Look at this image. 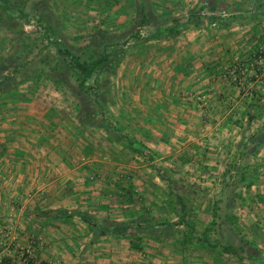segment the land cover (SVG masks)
Listing matches in <instances>:
<instances>
[{
    "label": "crops",
    "instance_id": "0c3cea01",
    "mask_svg": "<svg viewBox=\"0 0 264 264\" xmlns=\"http://www.w3.org/2000/svg\"><path fill=\"white\" fill-rule=\"evenodd\" d=\"M135 1L150 17L144 28L164 31L170 41L127 50L111 76L110 107L99 108L95 123L76 122L75 112H67V122L57 113L46 123L45 111L36 108H0V264L259 262L203 247L191 253L188 242L172 235L184 224L178 198L189 193L171 182L196 176L181 173L179 152L210 143L224 130L218 125L226 114L218 104L226 94L207 93L209 104L201 110L192 89L214 81L224 54L232 53L221 40L226 30L213 29L201 44L202 28H182L187 15L173 13L169 22L155 6L162 0ZM222 114L213 123L201 117ZM16 245H31L26 262L13 252Z\"/></svg>",
    "mask_w": 264,
    "mask_h": 264
},
{
    "label": "rangeland",
    "instance_id": "374dc122",
    "mask_svg": "<svg viewBox=\"0 0 264 264\" xmlns=\"http://www.w3.org/2000/svg\"><path fill=\"white\" fill-rule=\"evenodd\" d=\"M188 1L190 6L185 0H162L155 6L164 11L169 22L177 17L173 13L187 15L182 28H202L203 37L198 36L203 39L201 44L208 42L213 29L226 30L221 40L232 46V53L224 54L226 62L215 71L214 81L192 89L198 91L200 99L193 103L201 110L209 104L203 98L207 93L226 94L218 104V110L226 114L218 125L224 130H219L218 138L210 143L179 152L181 173L196 176L171 182L174 189L189 193L181 194L184 224L174 228L172 235L185 239L187 232L192 233V243L188 242L191 253L203 247L218 256H230L236 250V255L258 257V263H264V0ZM2 6L0 108H14L15 103L36 108L40 113L45 111L42 117L46 123L57 113L58 120L67 122V112H75L76 122L92 125L96 115L100 119L99 108L110 107V98L102 94L106 92L109 97L116 68L112 73L109 63L99 68L98 84L92 73L84 81L86 91L73 74L75 57L81 61L106 52L111 54L107 59L113 65V60L118 64L127 58L131 46L141 49L151 42L170 41L164 31L154 35L144 28L150 17L140 11L141 4L135 0H8ZM213 10L217 14H212ZM71 89L78 90L82 98L88 94L84 111ZM252 101L259 105L252 111L261 116L249 120L246 112L254 109H250ZM201 117L205 121L214 119L213 123L223 114L218 118ZM245 261L240 264L250 263ZM232 264H238L236 258H232Z\"/></svg>",
    "mask_w": 264,
    "mask_h": 264
},
{
    "label": "trees",
    "instance_id": "16d2710c",
    "mask_svg": "<svg viewBox=\"0 0 264 264\" xmlns=\"http://www.w3.org/2000/svg\"><path fill=\"white\" fill-rule=\"evenodd\" d=\"M7 1L8 0H0V4L1 5H3L2 6V8L4 7V5L7 3ZM140 11L144 14V8H143V6H141L140 7ZM8 18L10 19V15H8V17H7V20H8ZM189 18H190V16H189ZM6 25H7V27L8 28H10V25L6 22L5 23ZM110 55L111 54H107L106 52H103L102 53V55H99L97 58H92L91 57V55H88L87 56V58L86 59H83V60H79V57H75V63H74V65H71V66H73V74L74 75H76L78 78H79V86H80V88H82V89H87V87H85L84 85H85V80L92 74V73H94L95 72V80H96V84H98L99 83V74L101 73L100 71H99V68H103V66L105 65V64H108L109 63V72H110V70H111V73L112 72H114V70H115V66H116V64H117V61H114L113 60V65L111 64V59H109V61H108V59L107 58H110ZM105 60V61H104ZM110 65H111V67H110ZM105 66H107V65H105ZM113 66V67H112ZM99 71V72H98ZM62 82H65L66 83V81H62ZM71 91L73 92V94H74V96L78 99V102H79V105H81V108H83V109H81V110H83L84 111V104H85V102H86V100H89V96H88V94H87V97H84V98H82V96L80 95V93L78 92V90L77 91H75L74 92V89L72 90L71 89ZM87 91V90H86ZM87 93V92H86ZM104 94V93H103ZM102 94V96H106V94H108V93H106L105 92V94L103 95ZM97 99V98H96ZM254 101H252L251 102V104H250V109L251 108H254V109H251V111L250 110H248L246 113H247V116H248V119L249 120H253V119H256L258 116L260 117L261 115L258 113V115L255 113V112H253L252 110H256V108H258L259 107V105L257 104V103H253ZM263 106V105H262ZM261 106V107H262ZM251 183L249 182L248 183V185H250ZM179 199V202H181V209H182V212H181V216H182V218H181V220H184V215H183V213H184V211H185V205L183 204V202L182 201H180V199L181 198H178ZM188 226H189V224H188ZM191 229H192V227H191ZM191 237H193V235H192V233H190V232H187L186 233V235H185V239H183V242H185V243H187V242H190V243H192L191 241H190V239H191ZM198 239V238H197ZM200 240H203V239H200ZM230 248V247H229ZM229 248H227V249H225V250H227L228 252H231V249H229ZM235 248V247H234ZM222 252V251H221ZM231 254H237V251L236 250H233V252H231ZM250 259H252V260H254L255 259V257H249ZM254 264H264V263H254Z\"/></svg>",
    "mask_w": 264,
    "mask_h": 264
},
{
    "label": "built area",
    "instance_id": "2783aa9c",
    "mask_svg": "<svg viewBox=\"0 0 264 264\" xmlns=\"http://www.w3.org/2000/svg\"><path fill=\"white\" fill-rule=\"evenodd\" d=\"M4 233L7 236H10L12 233V229L10 227H7L4 229ZM15 254H18L21 257V260L26 262L32 255V247L31 245H27L25 248H20L19 246H15L14 247V251ZM2 257V254L0 252V258Z\"/></svg>",
    "mask_w": 264,
    "mask_h": 264
}]
</instances>
